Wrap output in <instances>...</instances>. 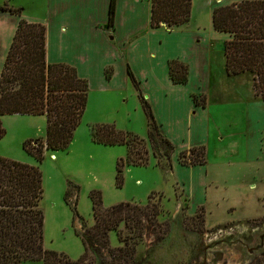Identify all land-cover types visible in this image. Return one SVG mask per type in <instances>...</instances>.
Listing matches in <instances>:
<instances>
[{
	"label": "rangeland",
	"instance_id": "obj_1",
	"mask_svg": "<svg viewBox=\"0 0 264 264\" xmlns=\"http://www.w3.org/2000/svg\"><path fill=\"white\" fill-rule=\"evenodd\" d=\"M208 1L191 0L193 24H207ZM212 1L213 10L221 7L218 4L222 0ZM242 1L246 0L236 3ZM160 28L173 30L163 24ZM213 41L217 53L215 47L221 41ZM219 51L213 56V79L217 74V85L221 87L208 91L209 110L201 116H206L205 139L192 133L187 141L181 129L170 126L174 146L170 171H166L164 160L162 170L149 156L146 166H125L118 186L116 162L126 157L127 149L91 141L89 128L93 125H112L146 140V118L133 89L105 96L92 92L69 147L64 151L44 149L40 162L23 149V144L26 138L33 139L32 145L43 141L45 118L9 116L1 120L5 135L0 139V157L36 167L42 174L39 208L44 218V250L61 253L72 261L82 256L78 234L93 225L90 195L99 193L105 209L122 203L157 209L156 225H143V237L137 246L138 264H264V107L260 105L262 100L252 95L253 87L248 84L252 75H245L238 90L224 81ZM165 95L166 111L179 116L185 105L180 100L183 91L167 90ZM159 108L164 106L160 104ZM248 113H254L262 124L249 125ZM200 141L206 150L205 165L181 166L179 154L189 152L192 147L187 148L188 143ZM146 147L149 149L148 144ZM252 175L258 180L252 181ZM177 219L182 223L175 224ZM193 229H199V233L195 235ZM118 230L123 237L128 234L123 225ZM108 237L110 248L121 246L115 232Z\"/></svg>",
	"mask_w": 264,
	"mask_h": 264
},
{
	"label": "trees",
	"instance_id": "obj_2",
	"mask_svg": "<svg viewBox=\"0 0 264 264\" xmlns=\"http://www.w3.org/2000/svg\"><path fill=\"white\" fill-rule=\"evenodd\" d=\"M0 12L20 16V9L7 4L0 7ZM114 12L115 0H110L108 25H113ZM190 15L191 0H151L149 25L151 29H158L161 24L176 29L185 26ZM212 27L228 36L222 45L226 75H252L254 95L264 102V0H246L215 8ZM45 37L46 29L42 24L21 19L0 74V118L13 115L45 117V139L36 141L35 146L32 141L23 144V149L39 162L44 149L64 151L69 147L88 100V84L73 68L46 63ZM168 74L173 84L184 85L188 67L178 60H171ZM105 75L110 78L109 71ZM127 75L146 118V140L118 131L112 125L89 128L94 144L127 149L126 157L116 162L118 186L122 184L125 166H146L151 156L157 167L170 171L174 154L173 144L160 133L152 109L140 93L129 67ZM192 101L196 107H205L203 96H193ZM4 135L0 121V139ZM178 159L181 166H203L206 150L203 146L193 147L188 153H180ZM162 160L167 167L162 166ZM42 196V174L38 168L0 157V264H138L137 246L143 237V225H153L158 216L157 209L149 205L138 208L122 203L105 209L99 193H92L94 223L78 234L83 254L72 261L61 253L43 248L44 218L39 208ZM180 223L179 219L175 221L177 225ZM121 225L128 232L125 237L118 230ZM192 231L195 235L199 233V229ZM110 232L116 233L120 247L110 248Z\"/></svg>",
	"mask_w": 264,
	"mask_h": 264
},
{
	"label": "crops",
	"instance_id": "obj_3",
	"mask_svg": "<svg viewBox=\"0 0 264 264\" xmlns=\"http://www.w3.org/2000/svg\"><path fill=\"white\" fill-rule=\"evenodd\" d=\"M237 1L241 0H222L218 5L227 6ZM1 2V5L7 3L13 9H20V16L0 12V74L19 21L23 19L28 23L42 24L46 29V63L73 68L77 76L87 82L88 97L92 92L105 96L111 93L130 92V89H133L137 96L127 75V67H129L138 82L143 98L152 109L162 135L170 142L171 133L168 131L170 126L181 129L187 141L192 133L200 134L201 140L205 139L206 116H201L209 110L208 91L210 92V89L216 91L221 87L217 85L219 84L217 74L213 79V68L216 67L213 56L218 53L219 47H221L220 60H218L222 68L221 77L226 83H232V89L238 90L245 82L246 74L233 77L226 75L222 43L227 36L216 32L212 27V0L208 1L206 25L193 24L191 17L187 26L171 31L165 28H150L151 0H115L113 25H108L110 0H22L18 3L15 0H2ZM220 35L223 37L220 38ZM219 39L221 43H217V48L215 47L217 53H214L213 40ZM171 60H178L188 67L186 84L175 85L171 82L168 74V63ZM106 71H109L110 78H106ZM248 84L252 86V78ZM173 89L183 91V98L180 100L185 105L179 116L169 110L166 111L165 94L167 90ZM252 93L255 96L253 91ZM174 94L171 93L172 96ZM193 96L205 97V107H196L192 101ZM160 104L164 109L159 108ZM260 105L264 107V102L261 101ZM5 117L9 116L1 117L0 121ZM247 118L249 125H252V122L254 126L262 124L254 113H248ZM26 139V141L33 140ZM219 140L221 141L222 138L220 137ZM203 143V141L188 143L186 146L190 149V147L203 146ZM255 163L263 167L262 163ZM250 166L249 164L248 168ZM251 179L254 182L258 180L256 175H252Z\"/></svg>",
	"mask_w": 264,
	"mask_h": 264
},
{
	"label": "built area",
	"instance_id": "obj_4",
	"mask_svg": "<svg viewBox=\"0 0 264 264\" xmlns=\"http://www.w3.org/2000/svg\"><path fill=\"white\" fill-rule=\"evenodd\" d=\"M33 145L35 146V143H33Z\"/></svg>",
	"mask_w": 264,
	"mask_h": 264
}]
</instances>
